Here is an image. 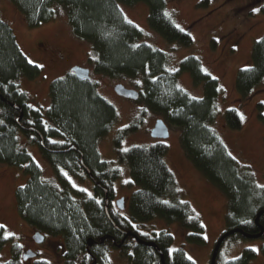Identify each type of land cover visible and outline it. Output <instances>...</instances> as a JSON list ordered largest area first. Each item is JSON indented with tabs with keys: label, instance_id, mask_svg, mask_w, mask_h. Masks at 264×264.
<instances>
[{
	"label": "trees",
	"instance_id": "trees-1",
	"mask_svg": "<svg viewBox=\"0 0 264 264\" xmlns=\"http://www.w3.org/2000/svg\"><path fill=\"white\" fill-rule=\"evenodd\" d=\"M208 1L202 0L201 4ZM10 2L30 28L53 20L55 4L64 9L73 34L90 45L89 60L94 71L112 80L139 79L141 91L136 101L143 102L152 112L163 116L169 126L179 130V143L186 158L226 197V228H241L250 234L258 231L254 219L259 210H264V186L255 182L248 166H240L229 154L211 127L217 115L218 80L204 71L201 61L192 55L182 59L177 70H171L169 55L141 42L142 30L129 23L118 5L144 2L152 30L169 42L189 46L192 43L189 32L175 25L166 12L165 0ZM260 11L264 14V3ZM180 72H188L194 85L202 84V97H192L178 85ZM40 73L41 68L30 64L20 50L10 25L0 20V164L23 167L27 176L26 183L15 192L19 217L33 231L61 238L62 264H108L106 255L110 249L119 250L130 264H162L153 247L124 236L105 214L101 187L106 188L110 199L112 183L120 171L101 159L98 144L115 122L116 108L98 93L91 79H78L70 72L50 83L49 106L44 111L34 108L16 81L20 77L34 79ZM263 80L264 31L252 44L251 64L236 73L235 89L241 101L248 100ZM12 104L22 110L19 123L16 119L20 111ZM257 106L264 109L262 102ZM224 118L230 129L242 126L235 108H227ZM138 125L137 121L119 129L114 146L119 148L121 140ZM19 132L30 144L39 147L52 168L54 181L43 178L41 167L20 143ZM40 136L45 148L39 146ZM71 145L76 150L60 151ZM81 153L83 165L93 180L80 163ZM166 154L167 145L161 141L117 151V162L128 165L137 189L129 198L128 218L113 214L109 205L108 212L120 230L134 232L141 239L153 242L163 253L164 264H195L182 248L170 251L173 238L169 233L159 231L146 235L133 228V223L160 218L176 223L188 244L206 243L199 217L177 195L173 174L164 160ZM81 174L92 182V193L72 186L69 176ZM258 223L264 228V213ZM4 235V228L0 229V248L7 241ZM238 236L246 238L234 233L226 240ZM89 238L93 240L91 245H87ZM260 238L264 239V235ZM21 251L22 247L14 244L5 264H22ZM261 252L264 256V244ZM218 254L215 264H248L255 256L252 249L246 248L238 257L221 262ZM33 264L49 263L41 259Z\"/></svg>",
	"mask_w": 264,
	"mask_h": 264
},
{
	"label": "rangeland",
	"instance_id": "rangeland-1",
	"mask_svg": "<svg viewBox=\"0 0 264 264\" xmlns=\"http://www.w3.org/2000/svg\"><path fill=\"white\" fill-rule=\"evenodd\" d=\"M165 0L166 12L175 25L187 30L192 38L189 46L169 42L152 30L147 22V5L137 2L132 5L119 3L125 17L142 30L141 42L150 44L169 55V68L177 70L179 62L187 56H196L204 70L218 80L220 94L217 101V115L211 127L217 133L227 151L240 166H248L255 182L264 186V109L258 103H264V80L255 87L254 94L246 101H241L236 89L235 78L239 68L251 64L252 44L264 31V14L254 12L264 0ZM55 17L38 27L30 28L24 16L13 6L10 0H0V20L10 25L16 42L33 64L43 65L41 73L34 79L20 77L18 87L28 97V104L43 111L50 104L49 86L55 78L71 72L77 65L89 69L90 79L96 84L98 93L110 102L117 111V118L109 131L101 138L98 151L102 160L112 168H118L119 177L113 181V194L123 197V209L115 204L111 212L119 217L128 218L129 198L137 185L132 183L129 167L125 162H117V151H125L132 146L149 145L161 141L167 145L164 160L173 174L175 188L180 200L189 204L192 212L199 217L204 228L206 243L203 246L188 244L182 230L176 223H169L160 218L133 223V228L141 234L165 231L172 238L170 250L182 248L187 257L195 264H209L213 247L220 235L227 230L225 224L226 197L186 158L180 143L179 130L168 124L169 136L155 139L150 130L156 119L164 117L152 112L143 103L118 96L113 87L117 83L126 88L141 91L140 80L110 79L97 74L93 62L89 60L90 45L76 37L67 21L66 11L55 4ZM178 85L190 96L200 98L203 95L202 84L194 85L188 72H180ZM227 108H235L242 126L230 129L224 118ZM262 115V117L260 116ZM139 122L137 129L121 140L119 148L114 146L118 130L134 122ZM166 122V121H165ZM51 124V123H50ZM20 143L25 146L33 160L41 167L43 178L53 180V172L36 144H30L19 132ZM52 141H56L52 139ZM73 187L92 193V182L85 175L69 176ZM27 176L23 167L0 164V225H4L5 234L13 233L0 248V264H5L11 256L12 246L18 244L22 251L31 249L37 254L22 261L33 264L36 260H47L49 264H62V241L59 237L45 235L43 243L33 241L31 229L18 215L15 198L16 189L26 183ZM43 234V233H42ZM226 240V239H225ZM263 238L233 237L223 242L219 249V261L238 257L246 248L256 249L255 256L248 264H264L261 247ZM60 249V250H59ZM108 264H130L122 257L119 250L110 249L107 253Z\"/></svg>",
	"mask_w": 264,
	"mask_h": 264
},
{
	"label": "water",
	"instance_id": "water-1",
	"mask_svg": "<svg viewBox=\"0 0 264 264\" xmlns=\"http://www.w3.org/2000/svg\"><path fill=\"white\" fill-rule=\"evenodd\" d=\"M71 72L78 79H90V74H89L88 68H84V67L75 65V66L71 67ZM113 90L118 96H121L123 98H129L132 100H137L139 97V92L137 90L132 89V88H126L121 83L115 84L113 87ZM12 105H13V107L17 108L20 111V114H19L18 118L16 119V122L19 123L20 119L22 117V110L20 107L14 105V104H12ZM28 129L33 130L32 128H28ZM150 136L152 138H155V139H166L169 136V128H168L167 123L161 118L156 119L154 126L150 130ZM39 146L42 148H45L44 139L42 136H40ZM70 150H76L75 146L71 145V146L67 147L66 149L60 150V151L67 152ZM80 163H81V165H83L82 153L80 154ZM83 167L87 170V168L84 165H83ZM87 173H88L89 178L91 180H93L92 175L88 170H87ZM101 189H102L103 194H104L105 214H106L107 218L111 221V223L114 225V227L117 230H119L121 233H123L124 236H130V237H132V239L134 241H136L138 243L153 247L155 249V251L158 253L161 263L164 264L163 253L157 248V246L153 242H149V241H145V240L141 239L134 232L122 231L119 229V227L111 219L109 212H108L109 198H108L107 190L104 187H101ZM115 203H116L117 208L123 209L124 198L123 197L118 198ZM263 213H264V210H259L256 214L255 219H254V222L258 228V231L256 233H253V234L246 233L241 228H232V229H227L226 231H224L220 235V237L217 239V241L213 247L209 264H215L217 254L219 252V249H220L222 243L230 235H232L234 233H240L242 236H244L246 238H260V237H262L264 235V228L261 224L258 223V218ZM32 239L35 243L40 244V243L44 242L45 235L39 231H35L32 235ZM92 242H93V240L89 238L87 240V245H91ZM35 255H36V253L33 250L27 249L21 253V258L23 261H26L27 259L32 258Z\"/></svg>",
	"mask_w": 264,
	"mask_h": 264
},
{
	"label": "snow or ice",
	"instance_id": "snow-or-ice-1",
	"mask_svg": "<svg viewBox=\"0 0 264 264\" xmlns=\"http://www.w3.org/2000/svg\"><path fill=\"white\" fill-rule=\"evenodd\" d=\"M253 11L254 12H259L260 11V9L259 8H254L253 9ZM129 23H131V21H129ZM177 27L179 28V25H177ZM181 31H183V29H181ZM29 63L31 64L32 63V61H29ZM40 67H43V65H39ZM204 71H206V70H204ZM213 79H215V77H213ZM241 119H243V117H241ZM125 151H127V149H125ZM165 203H167V201H165ZM4 228V225H0V229H3ZM13 235V233H11V232H7L5 235H4V239H8L10 236H12ZM207 237H205V239H206ZM256 249H253V251H255ZM170 251H175V249H172V250H170ZM188 259L189 260H191L192 258L189 256L188 257Z\"/></svg>",
	"mask_w": 264,
	"mask_h": 264
},
{
	"label": "flooded vegetation",
	"instance_id": "flooded-vegetation-1",
	"mask_svg": "<svg viewBox=\"0 0 264 264\" xmlns=\"http://www.w3.org/2000/svg\"><path fill=\"white\" fill-rule=\"evenodd\" d=\"M120 198V197H119ZM118 197H115L114 194H112L111 198L109 199V207L111 208L112 204H115ZM35 232V231H33ZM36 253V252H35ZM37 254V253H36Z\"/></svg>",
	"mask_w": 264,
	"mask_h": 264
}]
</instances>
